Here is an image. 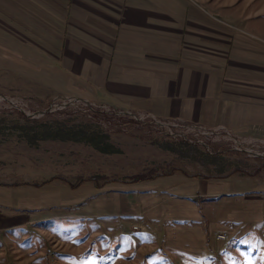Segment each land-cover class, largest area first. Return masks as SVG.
<instances>
[{
    "label": "rangeland",
    "instance_id": "374dc122",
    "mask_svg": "<svg viewBox=\"0 0 264 264\" xmlns=\"http://www.w3.org/2000/svg\"><path fill=\"white\" fill-rule=\"evenodd\" d=\"M229 7H246L249 15L264 0ZM214 20L224 22L216 14ZM74 81L34 48L0 35V264H264V137L242 142L121 114L81 101ZM48 107L47 116H26ZM20 114L38 121L26 123ZM60 128L75 139L44 136ZM26 135H34L32 144ZM89 135L96 146L84 140ZM105 143L112 153L97 150ZM172 175L182 192L184 183H210L230 195L177 199L178 211L162 208L160 216L181 220L147 216L141 232L131 230L137 222L111 216L119 201L134 204L130 189L167 187ZM167 196H160L163 207L174 202ZM143 235H162L159 251L140 248Z\"/></svg>",
    "mask_w": 264,
    "mask_h": 264
},
{
    "label": "crops",
    "instance_id": "0c3cea01",
    "mask_svg": "<svg viewBox=\"0 0 264 264\" xmlns=\"http://www.w3.org/2000/svg\"><path fill=\"white\" fill-rule=\"evenodd\" d=\"M231 1L0 0V35L55 62L85 103L250 142L264 137V12L257 11L264 7L233 13ZM231 22L241 31H229ZM175 178H165L167 187L130 189L134 204L119 201L111 216L137 222L131 230L141 232L147 216L181 220L160 216L162 208L178 211L177 199L230 195L210 183H184L182 192ZM163 193L171 206L163 207ZM161 237H142L138 245L157 252Z\"/></svg>",
    "mask_w": 264,
    "mask_h": 264
},
{
    "label": "trees",
    "instance_id": "16d2710c",
    "mask_svg": "<svg viewBox=\"0 0 264 264\" xmlns=\"http://www.w3.org/2000/svg\"><path fill=\"white\" fill-rule=\"evenodd\" d=\"M48 115V114H47ZM46 115V116H47ZM20 117L26 122V123H30V122H37L38 120H29L28 118L24 117L22 114H20ZM47 133H45V137L48 136H51L50 138H57L59 140H74L75 137L72 135L74 133H72V131H63L62 128L60 129H56L54 131H46ZM53 134V135H51ZM48 136V137H49ZM26 141L29 143V144H32L33 142V139H34V135H26ZM95 138H93L91 135H89V137H87L86 139H84L86 142H88L89 144L93 145V146H96V142L94 140ZM184 142V141H183ZM184 144L188 145L187 142H184ZM97 150H99L100 152L102 153H112L114 149H112V146L108 143H105V145H103L102 147H96ZM260 160V159H258ZM264 168V165L263 167H261L260 169H263ZM237 169H234L233 171H231V173H234L236 172ZM230 173V174H231ZM171 173H167V175H170ZM147 180H151V177L149 178H146V179H136V181H131V183H138L139 181H142V182H145Z\"/></svg>",
    "mask_w": 264,
    "mask_h": 264
},
{
    "label": "water",
    "instance_id": "95a60500",
    "mask_svg": "<svg viewBox=\"0 0 264 264\" xmlns=\"http://www.w3.org/2000/svg\"><path fill=\"white\" fill-rule=\"evenodd\" d=\"M81 100V99H80ZM83 101V100H81ZM84 102V101H83ZM51 113V108L48 107L46 108L45 110L41 111V112H37V113H34L32 115H26L27 117H36V116H45L47 114ZM121 113V112H120ZM121 114H127V115H132L131 113H127V112H122ZM255 157H258L260 155H257V154H254Z\"/></svg>",
    "mask_w": 264,
    "mask_h": 264
},
{
    "label": "built area",
    "instance_id": "2783aa9c",
    "mask_svg": "<svg viewBox=\"0 0 264 264\" xmlns=\"http://www.w3.org/2000/svg\"><path fill=\"white\" fill-rule=\"evenodd\" d=\"M165 125H168V126H171V127H177V126H180V125H177V124H171V125H169V124H165ZM136 229V228H135ZM220 237V236H219ZM222 240H225V236L224 235H222Z\"/></svg>",
    "mask_w": 264,
    "mask_h": 264
}]
</instances>
